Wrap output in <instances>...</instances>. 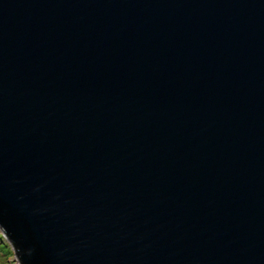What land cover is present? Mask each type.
Returning <instances> with one entry per match:
<instances>
[{"label":"water","instance_id":"1","mask_svg":"<svg viewBox=\"0 0 264 264\" xmlns=\"http://www.w3.org/2000/svg\"><path fill=\"white\" fill-rule=\"evenodd\" d=\"M0 230L18 264H264V0H0Z\"/></svg>","mask_w":264,"mask_h":264},{"label":"rangeland","instance_id":"2","mask_svg":"<svg viewBox=\"0 0 264 264\" xmlns=\"http://www.w3.org/2000/svg\"><path fill=\"white\" fill-rule=\"evenodd\" d=\"M0 264H18L14 251L0 230Z\"/></svg>","mask_w":264,"mask_h":264},{"label":"clouds","instance_id":"3","mask_svg":"<svg viewBox=\"0 0 264 264\" xmlns=\"http://www.w3.org/2000/svg\"><path fill=\"white\" fill-rule=\"evenodd\" d=\"M4 237H5V235H4ZM6 238V237H5Z\"/></svg>","mask_w":264,"mask_h":264}]
</instances>
